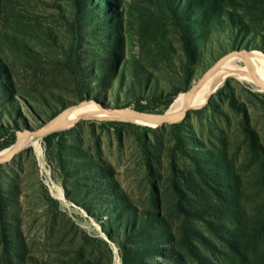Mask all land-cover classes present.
I'll list each match as a JSON object with an SVG mask.
<instances>
[{
	"label": "rangeland",
	"instance_id": "obj_1",
	"mask_svg": "<svg viewBox=\"0 0 264 264\" xmlns=\"http://www.w3.org/2000/svg\"><path fill=\"white\" fill-rule=\"evenodd\" d=\"M235 49L264 57V0H0V154L84 101L164 112ZM58 131L0 165V264H264L261 88ZM128 211L149 226L123 234Z\"/></svg>",
	"mask_w": 264,
	"mask_h": 264
},
{
	"label": "bare ground",
	"instance_id": "obj_2",
	"mask_svg": "<svg viewBox=\"0 0 264 264\" xmlns=\"http://www.w3.org/2000/svg\"><path fill=\"white\" fill-rule=\"evenodd\" d=\"M232 59V60H230ZM226 60H230L232 62L231 66L228 67L230 62H227L223 65V68H219L215 71H211L210 74L206 77V79L196 86L193 90L188 91L187 93H180L174 102L169 106V108L166 110V112L169 115H176V114H182L186 109L189 110L193 107H198L204 105L205 101L208 99L212 91L216 86L219 85L220 81H222L227 75L231 74H239L241 76L242 80L248 81L249 83L253 84L256 88H261L264 91V86L261 83H264V57L260 56L256 53L251 52L250 50L244 49L241 50V52L233 53L221 62H219L215 67L219 66L221 63H223ZM241 61H244L250 71L246 69H239V63ZM214 67V68H215ZM213 68V69H214ZM221 76V77H219ZM219 77V78H217ZM85 102L80 106L71 107L69 110L65 113L63 120L66 122V125L71 126L79 116L82 117H92L96 119H102V118H108L111 119H122V120H129V121H136L140 120L142 122H145L147 124H157L153 121L145 120L138 118L134 115H117L112 116L105 112H101L98 105L91 109L83 110L82 107L86 105ZM132 108H128V110H131ZM65 126V127H68ZM41 137H35L32 135L27 136L25 144L32 143L35 145V148L40 150V140ZM4 153V152H3ZM1 153L0 156L3 154ZM44 160V159H43ZM59 188V187H58ZM119 258V257H118ZM117 264H119V261L117 259Z\"/></svg>",
	"mask_w": 264,
	"mask_h": 264
},
{
	"label": "water",
	"instance_id": "obj_3",
	"mask_svg": "<svg viewBox=\"0 0 264 264\" xmlns=\"http://www.w3.org/2000/svg\"><path fill=\"white\" fill-rule=\"evenodd\" d=\"M238 52H241V49H235L231 52L226 53L222 57H220V59L202 75L199 81L195 85H193V87L190 90H193L196 86L201 84L219 62H221L222 60H224L231 54L238 53ZM261 84L264 86V83H261ZM83 103H85V101L79 103V105L77 106H80ZM98 106L101 112H105L112 116L124 115V114L134 115L141 119L153 121L159 125L181 121L186 117L187 112H188V110L186 109V106L182 114H176V115H169L166 111L157 113V112H149V111L136 110V109L128 110V108L115 109V108L105 107L104 105H101V104H98ZM68 110L69 108L60 112L52 120L45 123L42 127L38 129H33V130L26 129L24 131H19L15 143L9 149L5 150L4 153L0 156V165L12 160L25 147L30 146V145L25 144L27 136L32 135L35 137H45L55 131L60 130L61 128H65V126H68L66 125V122L63 120V117ZM81 118L82 116H79L76 121L80 120ZM118 120H122V119H118ZM37 151L40 152V150L38 149Z\"/></svg>",
	"mask_w": 264,
	"mask_h": 264
},
{
	"label": "trees",
	"instance_id": "obj_4",
	"mask_svg": "<svg viewBox=\"0 0 264 264\" xmlns=\"http://www.w3.org/2000/svg\"><path fill=\"white\" fill-rule=\"evenodd\" d=\"M181 6V5H179ZM189 17V16H187ZM186 17V18H187ZM212 20V19H211ZM187 21V20H186ZM200 34H203V33H200ZM150 99L153 101V100H156V97H154L153 95L150 97ZM168 102H171V99L168 101ZM144 107H141L140 110H143ZM3 129L4 132H7L9 134L12 133V129L9 128V127H6V126H3V125H0V130ZM61 132L60 131H55L45 137H43V139L45 141H47L48 144H51L52 142V139L59 135ZM27 150L29 151H33V149L31 147L27 148ZM208 161V159H206V162ZM205 162V163H206ZM264 166V164H263ZM214 173H218L217 170H213ZM6 180V174L4 173V171L1 169V166H0V196L3 197V192H4V184H5V181ZM3 205L6 206V202L3 201ZM6 209H3L1 211V215L5 218V211ZM123 214V220H124V225H123V234L127 235V233H130L131 231H134V232H142L143 228H146L147 226H149V222H144V220L146 219L145 217H142L141 220H137V221H134V217L132 216L133 214H130L129 211L128 212H122ZM148 218V217H147ZM147 220V219H146ZM262 233L264 234V228L262 230ZM166 241V240H165Z\"/></svg>",
	"mask_w": 264,
	"mask_h": 264
}]
</instances>
